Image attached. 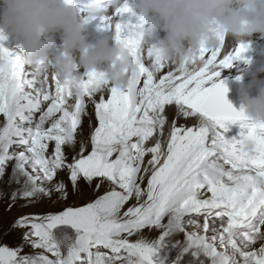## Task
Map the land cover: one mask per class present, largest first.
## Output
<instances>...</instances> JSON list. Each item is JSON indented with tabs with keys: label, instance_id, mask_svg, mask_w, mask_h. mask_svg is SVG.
Wrapping results in <instances>:
<instances>
[{
	"label": "snow or ice",
	"instance_id": "1",
	"mask_svg": "<svg viewBox=\"0 0 264 264\" xmlns=\"http://www.w3.org/2000/svg\"><path fill=\"white\" fill-rule=\"evenodd\" d=\"M134 30L114 24L117 42L137 67L128 88L92 93L89 85L98 79L92 72L78 99L58 76H49V65L26 71L0 43V179L11 164L9 184L19 185L12 203L53 192L66 200L67 185L56 181L61 170L73 193L81 191V180L88 187L95 180L94 192L107 182L102 195L82 206L20 216L12 227L25 229L23 241L42 251L22 254L23 245H0V264H264V125L248 123L218 79L221 69L243 58L246 46L222 57L220 49L201 48L207 64L186 75L150 53L146 62ZM86 101L94 105L98 126L91 151L85 154L81 143L69 162L65 146L76 144ZM180 118L198 123L182 125ZM238 121L239 138H226L228 125ZM145 229L159 236L146 239Z\"/></svg>",
	"mask_w": 264,
	"mask_h": 264
},
{
	"label": "clouds",
	"instance_id": "2",
	"mask_svg": "<svg viewBox=\"0 0 264 264\" xmlns=\"http://www.w3.org/2000/svg\"><path fill=\"white\" fill-rule=\"evenodd\" d=\"M125 7L129 9L127 0H88L80 9L66 0H0V34L14 39L25 64L49 65V76H58L72 99L84 93L86 74L92 72L98 74L89 85L92 93L126 90L137 71L129 49L117 42L113 28L95 44L85 35L89 23L116 22ZM136 8L139 19L150 25L147 31L133 32L139 49L186 75L207 64L198 55L201 48L223 50L245 45L256 33L264 36V4L257 6L256 0H136ZM159 32L164 35L158 39ZM57 33L61 43L53 51ZM103 64L108 67L101 71ZM239 94L247 122L264 125V81L253 75L251 83L241 84Z\"/></svg>",
	"mask_w": 264,
	"mask_h": 264
},
{
	"label": "bare ground",
	"instance_id": "3",
	"mask_svg": "<svg viewBox=\"0 0 264 264\" xmlns=\"http://www.w3.org/2000/svg\"><path fill=\"white\" fill-rule=\"evenodd\" d=\"M126 16H127V13H124L123 14V18L121 19V21H124ZM136 16L137 15L134 14L132 16V18H135ZM125 22L126 21H124V23ZM89 24L92 25V23H89ZM148 29H149V27L145 26V31H147ZM254 35L251 37L252 39H254ZM237 47H239V45H236L235 47H231V46L226 47L225 48V54L228 51H232V50H234ZM262 53H264V45H263L262 49L260 50V55H264ZM245 56H247L246 52L243 53V58L242 59L234 60V61L241 62L242 64H244L243 66L238 67L236 69H232L230 71L221 72L218 79L222 80V79L227 78V77H234V78L239 80V79L246 78V77H248L250 75H252V76L253 75H264V72H258V69L261 66H264V61L261 58L258 57L257 58L258 60H256L257 61L256 66L254 65V63H250V62H249L250 64H248V62L243 63L244 59L247 58ZM254 57H256V56H254ZM145 60L147 62V57L146 56H145ZM21 63L23 65V68L26 71H31L33 66H29V65L25 64L24 61H22ZM101 67H102L101 71H103V70H105L107 68V66H105L106 68L103 69L102 65H101ZM232 67H234V64H233ZM80 71H81V73L84 72L83 69H81ZM29 78H31V77H29ZM98 98H99V94H97L96 99L98 100ZM70 102H73V101H70ZM90 106H91V103L86 101V109H85V113L82 115L81 126L78 128L77 133H76V144L74 146H65V154H66L67 160L69 162L72 160L73 155H76L79 152L78 136L81 135V134L85 135L84 141L88 142V140L91 139V135L94 132L95 127L98 126V121L95 118L94 106L92 108H90ZM45 107H46V105H45ZM38 115L39 114H37V117H38ZM169 120H171V118ZM178 122H179V124L187 125V126H192L195 123H198V121H195L193 119L185 120L183 118H180ZM2 123H3V118H2V116H0V124H2ZM240 125H241V122H236L234 124H229L228 125L229 131L227 133L241 132L242 129H241ZM225 136H226V138H232V137H236L237 139L239 138L238 135L237 136H233V135H228L227 136V135H225ZM53 146L54 145L50 144V148H49L50 152L52 151ZM85 149H86L85 154H87V152L91 151L90 148L87 147V146L85 147ZM11 167H12L11 164H9V166H8V168L6 170V174L4 175V177L2 179H0V201L2 199H4V198L5 199H10L11 192L19 187V185L15 184V183L9 184V177L11 176ZM68 177H69V174H68V172L66 170L59 171L58 174H57V177H56V181L63 180V182L67 185V190H68V193H69L68 198L66 200H61V199H59V195L60 194L56 193V192H53L51 197L41 196L38 199H34L33 201H36V202L40 201V202H42V204H44V206L46 205V207L41 208L40 204H37L36 205L37 210L34 211V212H30V213H33V214H30V215H45V214H48V213H56V212L61 211V209H59L57 206L53 205V203H52V199L53 198H55L57 200L58 204H60V206L63 209L65 207H68L69 206V204H67L68 201L73 200V199L74 200H77V199L82 200V203L79 205V206H82L85 203L91 202L92 200L97 198L99 195H102L104 193V191L106 190V188H107V182H106L105 185H103L99 191H95L94 192L93 189H94V186H95V183H96L95 180L93 181L92 187H88V185L83 180H81L80 181L81 191L78 192V193H73L71 182H70ZM145 184H146V181H145ZM46 186L51 187V185H46ZM65 205H67V206H65ZM13 211H14L13 217L18 219L19 218L18 216H21L22 212H27V211H29V209H20V208L14 207ZM143 235H144V237L146 239L154 240V239H156L159 236V230H148V229H145V230H143ZM19 237H22V236L20 235ZM7 238H6V241H7ZM133 239H135V237ZM175 239L182 240L183 237L182 236H177V237H175ZM15 243H16L17 247L23 245V251L27 252L26 254H31L29 251H25L24 250L27 247H29L30 245L23 241V237H22V239H17L15 241ZM257 247H258V245H257ZM38 250H39V252L42 251L40 249H38Z\"/></svg>",
	"mask_w": 264,
	"mask_h": 264
},
{
	"label": "rangeland",
	"instance_id": "4",
	"mask_svg": "<svg viewBox=\"0 0 264 264\" xmlns=\"http://www.w3.org/2000/svg\"><path fill=\"white\" fill-rule=\"evenodd\" d=\"M262 42L263 43L261 46H255L252 50L246 51L247 56H245V57H247V58L244 59L243 63H246V62H248V64L254 63V65L256 66L257 62H255V61L258 60L257 59L258 57L264 61V55H260V50L262 49V47L264 45V41H262ZM254 56H256V57H254ZM233 64H234V67L221 69L220 73L225 72V71H230L232 69H236V68L244 65L239 61H233ZM102 66H103V69L106 68L105 66L108 67L107 64H103ZM100 69H102V67ZM105 95L107 96V93H105ZM93 106L94 105L91 104L90 108H92ZM170 130H171V120H169L168 124H166V126H165V140H166L167 136L169 135ZM84 139H85V135L81 134L78 136L79 148H80L81 143L84 144ZM155 139H156V137L151 138L150 141L148 142L147 146H151L155 142ZM149 158H150V156L145 157V163L147 162V160ZM141 175H143V172L141 173ZM52 203H53V205L57 206L59 209L63 210V208L60 206V204H58V202L55 198L52 199ZM81 203H82V200H80V199L74 200L73 199V200L68 201L67 204H69V206H79ZM9 204H12V207L10 209L8 207ZM37 204H40L41 208L46 207V205L44 206V204H42V202H40V201L29 202V201H26L24 199H18L15 203H12V201L10 199H5V198L0 201V245H7L10 247H14V248L17 247L15 241L17 239H22L23 233L26 231L25 229H22V228H13L12 227L14 222L17 220V218L13 217V215H14L13 208L16 207V208H20V209H29V211H27V212H22L21 216H25V215L33 214L30 212H34L37 210V207H36ZM65 206H67V205H65ZM18 217H20V216H18ZM20 235L22 237H19ZM6 238H7V241H6ZM26 249H24V250L29 251L31 254L39 252L38 249H33L31 246L27 247ZM23 252H22V254L27 253V252H24V253ZM48 255H50V254H48Z\"/></svg>",
	"mask_w": 264,
	"mask_h": 264
},
{
	"label": "water",
	"instance_id": "5",
	"mask_svg": "<svg viewBox=\"0 0 264 264\" xmlns=\"http://www.w3.org/2000/svg\"><path fill=\"white\" fill-rule=\"evenodd\" d=\"M264 80V79H263ZM222 81L225 83L228 91L226 93V98L229 100L230 98H232L233 100V107L236 108L237 110L242 109V101L239 95V90H240V86L241 84L247 86L249 83H251L250 80H244L241 82H238L235 78H227V79H222ZM231 83H233L234 85H232ZM253 96H255L257 94L256 93H251Z\"/></svg>",
	"mask_w": 264,
	"mask_h": 264
}]
</instances>
